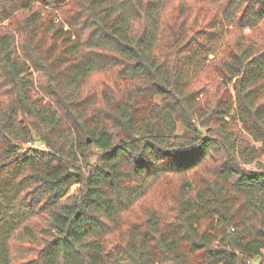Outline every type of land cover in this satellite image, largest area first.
Returning <instances> with one entry per match:
<instances>
[{"label": "trees", "instance_id": "1", "mask_svg": "<svg viewBox=\"0 0 264 264\" xmlns=\"http://www.w3.org/2000/svg\"><path fill=\"white\" fill-rule=\"evenodd\" d=\"M0 264H264V0H0Z\"/></svg>", "mask_w": 264, "mask_h": 264}, {"label": "rangeland", "instance_id": "2", "mask_svg": "<svg viewBox=\"0 0 264 264\" xmlns=\"http://www.w3.org/2000/svg\"><path fill=\"white\" fill-rule=\"evenodd\" d=\"M183 131V128L180 126L179 128V132H182ZM33 145H36V146H42V144L40 142H35ZM247 167L249 168H252V169H255L254 168V165H248ZM78 192V186L75 185L72 189H71V193H77Z\"/></svg>", "mask_w": 264, "mask_h": 264}, {"label": "water", "instance_id": "3", "mask_svg": "<svg viewBox=\"0 0 264 264\" xmlns=\"http://www.w3.org/2000/svg\"><path fill=\"white\" fill-rule=\"evenodd\" d=\"M88 141L90 142L91 140H90V139H88Z\"/></svg>", "mask_w": 264, "mask_h": 264}]
</instances>
